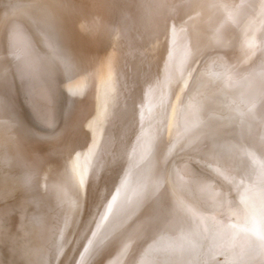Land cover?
<instances>
[{"label":"bare ground","instance_id":"bare-ground-1","mask_svg":"<svg viewBox=\"0 0 264 264\" xmlns=\"http://www.w3.org/2000/svg\"><path fill=\"white\" fill-rule=\"evenodd\" d=\"M115 3V0H0L2 26L0 47L5 56V59H2L5 60L8 68L5 74L6 87L13 84L12 80L16 82L17 100L22 108L20 119L14 117L15 113L13 115L9 112L4 104H1L0 108V113L6 112L0 116V163L2 165L0 169V264H30L32 262L74 264V260L76 264H101L99 260L108 243L118 237L122 226L129 216L131 217L135 203H139L140 185L136 182L145 176L142 174L150 164L151 158L161 157L157 151L161 140L172 131L178 132V126L188 124L196 110H201L204 116H209L211 109H214L213 122L219 123L218 120H220L223 128L226 127L225 123L231 124L229 129L217 133L218 139L214 142L217 141L219 145L225 147L229 152V158L235 163L232 165L229 163L231 168L225 169L215 163L214 169H210L189 154L209 153L213 149L214 142L209 146L210 149L189 146L187 149L189 151L185 154L175 152V155L170 157L169 168L161 173V182L159 181L161 187L156 186L154 195L157 199L166 187L171 198L173 197L172 212L180 232L177 235L180 239L182 264H212L214 258L218 256H222L220 264H241L240 261L233 259V255L246 249L248 242L243 237L241 245L236 243L239 246L238 249L234 248L232 226H235L238 213L236 210L243 208L247 211L245 217L242 215L244 230L253 224L258 229L264 228L259 215L251 218L248 212L249 208L259 210L264 204V170L261 168L264 160L245 143L250 141L249 137L255 133L264 137V125L256 124V120H260V105L258 106L257 103V108L252 103L253 98L264 91V75L260 76L262 82L259 89L254 78L252 81L246 74L248 59L256 61L253 65L254 69L264 74V55L261 56V53L264 54V9L261 8L264 0H196L195 10L189 6L192 0H174L167 19L169 33H173V30L177 28L173 25V20H177L180 28L184 29V33L185 31L193 32V35L199 38L203 33L208 35V45L216 46L217 49L214 48V51L225 53L228 59V62L213 63L209 70L205 67L206 72L208 71V74L204 75L207 76L206 81L203 79L205 82L195 85L194 90L189 91L186 97L184 96L186 98L184 103L178 100L179 89L172 88L165 80L168 59H165L163 49H158L154 45L156 42L153 39L150 43L151 47L149 46L150 50L146 53L143 51L144 54H135L126 48V42L133 45L136 40L135 35L132 34V21L126 17L127 15L121 20ZM251 3L256 5L255 9L241 6ZM223 5L229 7H222ZM159 8L160 4H158ZM82 22L86 24L85 26L91 25L93 36L87 35L89 31L84 32L83 29L86 27ZM203 24L208 27L203 29ZM173 26L176 28L173 29ZM50 33L54 34V39L50 38ZM249 35H252V39L253 35H256L260 43L259 46L254 47L255 52H252L254 55L250 58L248 53L252 51L250 45L252 47L253 45L247 44L245 40ZM202 40L201 38L199 42L201 43ZM168 55L170 57V54ZM87 60L89 68L86 65ZM182 67L184 66L180 69ZM184 71L181 72L184 74ZM181 72L179 74H182ZM30 93L34 99H38L41 95L47 97V104H41L39 111L41 114L50 115L52 126L46 125L41 115L37 114L33 103L30 102ZM79 108H84L86 111L79 118L75 132L82 137L85 147L82 155L78 157L75 171L69 170L64 161L63 154L68 152L67 148L62 152L63 154L60 150L52 156L47 153L46 161L43 155L40 156L35 152L38 162L31 167H26L23 160L11 156L9 147L12 128L7 126L6 122L12 124L26 139L48 137L51 133L36 132L37 128L31 127L26 118L39 126L54 128L63 120L66 113ZM79 129L84 131V136L78 132ZM58 130H60L59 127ZM94 141L96 144L91 164H96L97 157H102L107 165L98 177L90 176L85 189L80 190L83 192L85 201L84 212L81 222L74 226L75 240L67 259L62 263L59 257L66 241L69 222V213L66 211L68 204L66 206L65 201L67 203L72 199L74 206L70 204L71 207L79 209L81 198L80 195L77 196V190L80 173L85 168H90L85 154L93 147ZM176 142L178 143V140ZM228 145L236 147L242 145L253 155H241L234 159L232 152L226 147ZM113 157H117L118 161H114ZM243 160L248 161L247 171H241L244 167ZM30 168L33 170L31 181L25 184L24 179L29 175ZM215 169H219V173ZM37 181L38 191L35 187ZM197 181L211 185L215 192L226 194L228 207L221 206L219 197L213 201L202 194L194 183ZM110 190L112 193L105 201V205L111 202L112 210L108 213V220L104 221L99 236L100 239L107 236V239L104 240L99 252L96 251L95 244L88 246L87 241H84L83 243L90 248L88 253H84V248L81 247L82 237L89 227L95 231V224L92 221L96 218L99 222L96 216L97 211L103 213L107 210L106 207L98 209L101 195H108ZM80 191L79 194H81ZM112 196H116L114 202ZM45 212H48L47 217L44 215ZM12 215H15L13 227L9 223ZM132 226L127 237L132 242L130 244H135L134 241L146 232L145 227L140 224ZM243 233L245 235V232ZM234 234L236 236V233ZM88 236L92 238L90 232ZM217 236L219 240L213 244L212 237ZM148 237L146 234L145 239ZM141 244H139L140 247ZM182 244L185 245L184 249ZM53 252L58 253L54 259ZM81 253H84L83 257ZM127 257L129 259V256Z\"/></svg>","mask_w":264,"mask_h":264},{"label":"rangeland","instance_id":"rangeland-1","mask_svg":"<svg viewBox=\"0 0 264 264\" xmlns=\"http://www.w3.org/2000/svg\"><path fill=\"white\" fill-rule=\"evenodd\" d=\"M115 1H116L115 4H117L116 10H118L119 15L121 17V20L126 15H127L126 16L127 18L129 17L131 19V21H132L131 24H132V27H133L132 28V34H134L135 35L134 37L136 38V40L133 42L134 46L131 43H127L126 42V44H125L126 48L128 50L132 51L133 53L135 52V54H141V53L144 54L143 51H145V53H146L148 50H150V47L152 45L150 43H152L151 40L153 39L154 42H156V43H154V45L158 49H163V52L165 53L164 54L165 59H168V60H166L167 63H168L167 69H168V71L169 70L170 71L168 72L167 69H166V71H165L166 72L165 73V77H166L165 80H166V82H168L172 86V88H174V89L178 88L179 89L180 97H179L178 100L180 102H183V103L185 102V100H186L185 97L191 92V90H194L193 88L195 87V85L199 84L200 82H205L206 81L205 78L207 76H204V75L208 74V71L206 72V69L209 70V68L212 66L213 63H221V62H224V61L228 62L227 61L228 59L225 57L226 56L225 53L222 54V53L218 52V50L215 52L214 48L216 50L217 49L216 46L215 47H211L210 45H208V40H209L208 39V35H206L204 33L202 34V36H200V38L199 37H195V35H193V32L191 33V32H188V31L186 32L185 31V33H184V29L180 28V26L178 25L180 23L177 20H173L174 21L173 25L176 26L177 28L173 26V29L174 28H176V29L173 30V33H171V34L169 33L167 19H168V16L170 14V11L172 9L174 0H149V2H148V0L147 1L146 0H142L143 2L145 1V3H143L141 0H115ZM138 1H140V2H138ZM154 3H156V4H154ZM152 4H153V6H152ZM158 4H160V8L159 9H158ZM143 7L145 9H143ZM152 8L155 9V11ZM123 9H124V11H122ZM139 10L143 11V12H140ZM124 13H128V14H124ZM136 15H139V16H136ZM130 16H132V18ZM135 22H136V24H135ZM139 22H140L141 25L138 24ZM82 23H83L84 27H86V28L83 29L84 32L86 33V31H89V33H87V35L91 36L92 33H93V28L91 27V25L90 26H85L86 24L84 22H82ZM202 27H203V29H206L208 26L203 24ZM0 28H2L1 24H0ZM142 29H143V31H142ZM160 29H162V31ZM140 31H142L143 33L140 32ZM156 33H157V36H155ZM176 36L179 37V38H177ZM175 37H176V39H175ZM201 38L204 41L202 40V42L200 43L199 40ZM137 40H139V41H137ZM140 40H142V41H140ZM147 40H150V41H147ZM168 40L171 43H169ZM187 40H188V42H187ZM245 40H246L247 44H249V45L252 44L253 45V47L250 45L252 51H250V53H248L249 54L248 58H250V57H252L251 55H254V53H252V52H255V48L257 46H259L260 43L258 42L256 35H253V39H252V35H249ZM158 41H160L161 43L158 42ZM143 42H145V43H143ZM186 43L188 45H186ZM147 44H149V45H147ZM217 45H219V44H217ZM147 47H148V49H147ZM181 47H182V49H181ZM191 47L194 49V51H193V49ZM200 48L202 49V51H201ZM205 48L207 49V51H205L206 50ZM1 49L2 48L0 47V50ZM141 50H142V52H141ZM209 50H211V51H209ZM1 51H0V71L5 72V74H6V72L8 71V68L6 67V62L4 60L5 59L4 58L5 57L4 56V52H3V50H1ZM192 52H194V53H192ZM216 53H217L218 56L216 55ZM168 54H170V57H168L169 56ZM210 55H211V57H210ZM212 55H214V56H212ZM263 55L264 54L261 53L262 57H263ZM190 56H191L192 59L190 58ZM2 58H4V59H2ZM217 58H219V59H217ZM225 58H226V60H224ZM248 60H249V63L247 64L248 66H246V68H247V70H246L247 73L246 74L250 76V79L252 81H253V78H254V80L258 84V88H259V87H261L260 84L262 82V80L260 79V76H262L264 74L262 72L260 74V71L258 73L256 71V69H254L255 67L253 65H254V63L256 61H253V60L251 61V59H248ZM188 61H190V62H188ZM197 61H198V63H197ZM250 61H251L252 64L250 63ZM189 63H190V65H189ZM208 64H209V66H208ZM86 65H87V68H89V66H88L89 65V61H88V64H86ZM185 65L186 66L188 65L189 67L188 66L186 67ZM181 66H184V67H182L180 69ZM205 67H206V69H205ZM201 68H202V70H201ZM184 69H186V70L184 71ZM177 70L180 71V72L183 70L185 73L183 74L181 72L182 74H179L180 72L177 73L178 72ZM195 70H196V72H195ZM204 72H206V73H204ZM189 73H191V74H189ZM192 73H194V74H192ZM183 77H185V78H183ZM188 77H189V79L190 78L191 79L189 80ZM195 78H197V79H195ZM0 80H2V82L0 81V84H1L0 86L3 85L2 87H0V98H1L0 101H3V103H0V108H1V104H4L6 106V108H7V110H9V112L13 113V115L15 113L16 116L14 115V117H16L18 119L20 117V114L22 113V108L20 106V103L17 100L18 87L16 85V82L12 80L11 82L13 84H10V85H8V87H6L5 75ZM185 81H187V82H185ZM188 81H189V83H188ZM190 84H191V86H190ZM182 85H184V86H182ZM187 85L189 87H187ZM15 88H17V89H15ZM9 89H10V91H9ZM185 91L186 92L188 91V92L186 93ZM15 94H16V96H15ZM3 95L6 96V97H4ZM258 96H259V93H258ZM13 97H15V99ZM12 99H14L15 101L12 100ZM13 101H14V103H12ZM256 104L259 106L260 102L256 101L255 106H256ZM15 105H16V107H15ZM17 106H19V107H17ZM258 106H256V107L258 108ZM85 111L86 110H84V108L70 110V112L66 113V115L63 118V120L58 125H56L54 128H47V127L39 126L38 124L33 122L31 119H27L26 118L27 123L31 127H34V129L37 128L36 132L39 131V132L51 133V135H49L48 137L47 136L46 137L41 136V137H34V138L26 139L25 137L20 135L19 131H16L15 127L12 126V124L6 122L7 126L12 128V134L10 135L11 142H10V147H9L10 148L9 150L11 152V156L13 158L23 160L25 162L26 167H31V166L35 165L38 162L37 158H35V155H36L35 152L39 153L40 156L43 155V159L46 161L47 153L51 154V156H52V155H55L54 153H57L58 150H60V153L63 154L62 152L67 148L68 152L63 154V156L65 158L64 161L67 164V166L69 167V170L72 169V170L75 171V169L77 167V164H78V157L80 155H82V153L84 151V147H85V142L83 141L82 137H79L78 134H76L75 130L78 128L79 118L85 113ZM17 112H19V113H17ZM213 112H214V109H211V114L209 116H204V114H203V112L201 110H196L194 116L191 117V121H189L188 124H184L183 126H178L179 129H180V130L178 129V132L172 131L168 136H166L164 139L161 140V142L159 143L160 146L158 145V150H157L159 155L161 154V157L158 158L156 156L155 157L153 156L152 157L153 159L151 158L152 161L150 160L152 163L149 161L150 164L147 165V167L144 170L145 173L143 172V174H142V176H144V174H145V176L141 177V180L139 178L138 181L136 182L138 185H140L139 186L140 187L139 196H138L139 203L136 201L137 203H135V205H134V207L132 209L133 213L131 212V214H130L131 217L129 216V218L127 219L125 224L122 226V229L120 230L121 233L119 232L118 235H117L118 237H115L113 239L114 241L112 240L113 242L110 241L108 243V245H107V247H106V249L104 251V254L101 257V260H99V262H101V264H121V263L122 264H136V263L137 264H182V262H181L182 258H181V254H180L181 253L180 239H179V237L177 235L180 232L177 229V226H176V223H175L176 222V218H174L175 215L172 212V200L171 199H173V197L171 198V195L169 194V192H168V207L166 209V218H165V220H163L159 224V226H152V227H150V229L146 228L145 227V223L142 222L141 220L145 221V217L143 215L145 209L147 207H149L153 203V201L156 200V197L154 195L155 189H156V186L157 187H161L160 175L165 169L169 168L168 165H169L170 157L174 156L175 152H176V154H179V153L180 154H182V153L185 154L186 152L189 151V150H187V149H189V146L190 147L191 146L192 147H196V148L199 147V149H202V148H205V149L209 148L210 149L209 146H211L212 142H214V140L218 139L217 133L222 131V130L230 128L231 124H229V123H225L226 127L223 128L221 126L220 120H218L219 123L218 122H213V120H212V113ZM2 113L3 112L0 113V116H1ZM70 113H72V115ZM3 114H6V112H4ZM67 114L68 115L70 114L69 118H68ZM66 116H67V118H66ZM64 119H66V120H64ZM258 121H260V120L257 119L256 120V124H260V122H258ZM66 122H68V123H66ZM58 127H59L60 130H58ZM55 130H57V132ZM197 130H198V132H197ZM187 136H190V137H187ZM178 137H179L180 141H179V139H177ZM262 137L260 135H258L257 133H255L253 136L249 137V140L250 141L255 140L256 142H259V140ZM181 138H182V140H181ZM177 140H178V143L176 142ZM204 140H205V142L203 143ZM243 142H245V141H243ZM187 143H188V145H186ZM245 143L249 145V141H247ZM253 149L264 160V156H262L261 153L256 150V148H253ZM162 150H164V151H162ZM213 150H215L216 152L213 151ZM226 150L227 149L225 147L219 145V143H217V141H215L213 149H212L211 152L206 153V154H198L197 153L198 155H201L204 158L201 157V156H198L196 153L194 154V152L189 154V155L195 157L199 162L203 163L205 166L209 167L210 169H214L215 163H217L220 168L225 169L226 167L231 168L230 164L232 165V164L235 163L232 159L229 158V152H228V150L227 151ZM77 153L80 154V155L77 156ZM214 155H215V157H214ZM205 157L208 158V159L210 158L211 160L210 159L207 160ZM216 157H217V159H216ZM224 162H227V163H224ZM158 163H160V164H158ZM166 164H167V166H166ZM211 166L212 167L214 166V167L212 168ZM1 168H2V165L0 163V169ZM154 170H156V171H154ZM148 171H149V173H148ZM152 175H153V177H151ZM155 179L157 180V182H156ZM138 182H140V184ZM145 184H147V185H145ZM80 193L81 194H79V195H80V198H81V202H80V205H79V209L78 208L74 209V208L71 207L70 204H72V206H74V203H73L72 199L68 200L67 203L65 201V205L67 206V204H68V208L66 206H65V208H67L66 211H67V213H69V222H68V226H67L68 232H67V236H66V241L63 244L62 251H61L60 257H59V261L60 262L62 261V263L67 259V256L69 255V253L71 251L72 244L74 243V240H75V233L73 232L74 226L81 222L82 215H83V212H84V206H83L84 202H85L84 201V196H83V192L82 191H80ZM169 195H170V197H169ZM143 197L146 198V199H144ZM135 206H138V207H135ZM241 210H239V208L236 210V213L238 212L236 214V218H235V228L236 229L233 228L234 229L233 230V236H234V239H235V241H234L235 243H233V245H234L235 249H238L237 248V247H239L238 243H240V245L242 244L241 241H243V237H244L243 236L244 235V233H243L244 232V223H243L244 222V218H243V216L244 217L246 216V212L247 211H246V209H243V208H241ZM240 211H241V213H239ZM242 212H244V213H242ZM44 215L47 217L48 216V212H45ZM14 216L15 215H12V217H11L12 220H9V223H10L11 227H13V225L15 223V219L13 218ZM133 218H134V220H133ZM133 222L134 223L136 222L137 224H140L141 226H144L145 228L144 227L143 228L145 229V232H146L147 236H149L148 238L145 239L146 234L143 233L142 236L139 237L141 240H138L139 239L138 238L137 239L138 241L137 240L134 241V242H136L135 244L138 243V245H135L134 243L130 244L132 242H130L128 240V237H127L129 232L131 231V229L133 227L132 225H134V226L137 225L136 223L133 224ZM167 222H169V223H167ZM142 223H143V225H142ZM240 225L242 226L243 230L240 229L241 228ZM157 229H158V231H157ZM234 233H236V236H235ZM170 237H171V239H170ZM238 238H239V240H237ZM212 239H213L212 243L215 244V242L219 240V237L218 236L215 237V238L212 237ZM124 240H125V242H124ZM157 241H158L159 244L157 243ZM145 242H146V244H145ZM147 242H148V244H147ZM165 242H167V243H165ZM176 242H177V244H176ZM110 243H111V245H110ZM125 244H127V245H125ZM139 244H141L142 248L140 247ZM143 245H144V247H143ZM129 246H132V247H129ZM161 247H162V250L160 251ZM182 247L184 249L185 245L182 244ZM126 248H128V249L126 250ZM129 248L130 249H134L135 248V249L130 251ZM115 249H117V250H115ZM124 249L127 251V253H126V251ZM122 251H124V252H122ZM132 251H133V253H130ZM123 253H124V255L125 254L126 255L124 256ZM157 253H159V254H157ZM162 253L163 254L165 253V254L163 255ZM119 255H121V256H119ZM127 256H129V259H128ZM178 256H179V258H178ZM118 259H120V260H118ZM221 260H222V256L215 257L214 260L212 261V264H220V262H222ZM149 261L151 263H149ZM174 261H176L177 263L174 262ZM30 264H36V262H32Z\"/></svg>","mask_w":264,"mask_h":264},{"label":"snow or ice","instance_id":"snow-or-ice-1","mask_svg":"<svg viewBox=\"0 0 264 264\" xmlns=\"http://www.w3.org/2000/svg\"><path fill=\"white\" fill-rule=\"evenodd\" d=\"M193 10L196 8V0H192V3L189 5ZM245 8L255 9L256 5L254 3L251 4H244L241 5ZM222 7H229L228 5H223ZM239 7V6H238ZM261 8L264 9V4H261ZM50 38L54 39V34L50 33ZM195 62V61H194ZM5 73L3 71H0V79L3 78ZM30 95V102L33 103L34 108L37 111L38 115H41V118L43 119L44 123L48 126H52V121L50 118V115L41 114L39 111V106L41 104H47V97L45 95H41L38 99H34ZM257 99L260 102V124L264 125V91H261L259 93L258 97H254L252 100L253 106H255V103ZM0 103H3V101H0ZM96 142H93V147L88 150V153L85 154L86 159L89 160L90 168H85L80 173L79 178V188L77 190V196L79 197V190L85 189L86 185L88 184L90 176H97L99 173L104 169V167L107 165V163L103 162L102 157H97V163L91 164V157L94 155V149H95ZM249 146L256 148L257 151L261 153L262 156H264V137H262L259 142H256L255 140L249 141ZM233 154V158L235 159L237 156H252V153H249L246 149L243 148L241 145L240 147L228 145L226 146ZM80 154H77L79 156ZM114 161H118L117 157H113ZM227 163V162H225ZM244 167L241 169V171H247L248 169V161L243 160L242 161ZM255 163V161H253ZM262 170H264V163L261 164ZM32 169H29V175L25 177L24 183L29 184L31 181V173ZM217 173H219V169H215ZM196 185V188L205 196L212 199L213 201H216V198L219 197L221 206L227 208L228 202L226 201V194L224 193H218L215 192L212 189L211 185L203 184L201 182H194ZM37 191L39 189L38 181L35 185ZM117 192H119V189L117 188ZM112 190L108 193V195H101L100 204L98 206V209H102L106 207V211L101 213L100 211H97L96 216L99 218V222H97L96 218L93 219L92 223L95 224V231L92 230L91 227L87 228L85 230V235L82 237L81 240V247L84 248V253H88L90 251V248L88 246H91L93 244L96 245V251L99 252L101 247L104 244V240L107 239V236H105L103 239H100V229L103 227L104 221L108 220V213L112 210V203L109 202L107 205H105V201L108 200V196L111 195ZM243 199V198H242ZM116 200V196H112V201L114 202ZM199 202V201H195ZM168 207V189L165 187L164 190L160 193V196L153 201V203L147 207L143 213L145 217V227L150 228L152 226H158L165 218H166V209ZM249 216L251 218H255L257 215L260 217V221L262 224H264V204L261 205V208L259 210L255 208H249L248 209ZM235 228V226H232ZM91 233V237L89 238L88 233ZM245 235L244 239L248 242V246L246 249H242L238 253H234L233 259L238 260L241 262V264H264V228H257L255 224H253L251 227H248L244 230ZM238 234V233H237ZM87 241L86 246L83 242ZM84 253H81L80 255L83 257ZM58 253L53 252V259ZM74 264H76L74 260Z\"/></svg>","mask_w":264,"mask_h":264},{"label":"water","instance_id":"water-1","mask_svg":"<svg viewBox=\"0 0 264 264\" xmlns=\"http://www.w3.org/2000/svg\"><path fill=\"white\" fill-rule=\"evenodd\" d=\"M78 132H79L82 136L85 135V133H84V131H83L82 129H79Z\"/></svg>","mask_w":264,"mask_h":264}]
</instances>
